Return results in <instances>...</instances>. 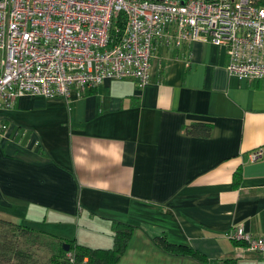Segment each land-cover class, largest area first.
I'll list each match as a JSON object with an SVG mask.
<instances>
[{"label": "crops", "instance_id": "1", "mask_svg": "<svg viewBox=\"0 0 264 264\" xmlns=\"http://www.w3.org/2000/svg\"><path fill=\"white\" fill-rule=\"evenodd\" d=\"M156 49L145 85L0 107V217L98 249L127 224L115 264H264L228 237L264 236V79L239 80L202 39Z\"/></svg>", "mask_w": 264, "mask_h": 264}, {"label": "built area", "instance_id": "2", "mask_svg": "<svg viewBox=\"0 0 264 264\" xmlns=\"http://www.w3.org/2000/svg\"><path fill=\"white\" fill-rule=\"evenodd\" d=\"M255 1L0 0V107L23 94L79 96L112 78L145 85L157 47L197 39L224 47L239 80L264 79V3ZM228 237L264 255V236L237 226Z\"/></svg>", "mask_w": 264, "mask_h": 264}, {"label": "trees", "instance_id": "3", "mask_svg": "<svg viewBox=\"0 0 264 264\" xmlns=\"http://www.w3.org/2000/svg\"><path fill=\"white\" fill-rule=\"evenodd\" d=\"M255 2L264 3V0ZM131 231V226L117 224L113 232V246L109 249H98L77 244L73 240L66 242L50 238L53 236L48 232L0 217V264H41L34 257L33 248L36 249L34 243H39L42 238L50 241L48 244L51 250L43 264H82L84 259V264H115L126 247ZM239 243L242 242H236ZM184 252L191 254L192 250L187 249ZM194 253L192 256L196 255Z\"/></svg>", "mask_w": 264, "mask_h": 264}, {"label": "rangeland", "instance_id": "4", "mask_svg": "<svg viewBox=\"0 0 264 264\" xmlns=\"http://www.w3.org/2000/svg\"><path fill=\"white\" fill-rule=\"evenodd\" d=\"M50 241H47L42 238L39 243H34L36 246V249L33 248L34 251V257L43 264L46 259H48L49 255L51 254L50 245L48 244ZM69 257V255H67ZM86 259L82 261V264H84Z\"/></svg>", "mask_w": 264, "mask_h": 264}, {"label": "water", "instance_id": "5", "mask_svg": "<svg viewBox=\"0 0 264 264\" xmlns=\"http://www.w3.org/2000/svg\"><path fill=\"white\" fill-rule=\"evenodd\" d=\"M65 247V249H68V247H66V246H64Z\"/></svg>", "mask_w": 264, "mask_h": 264}]
</instances>
